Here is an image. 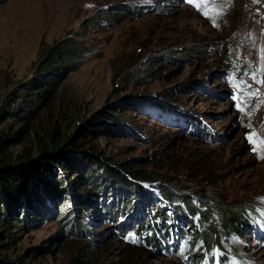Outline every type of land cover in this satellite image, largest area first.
Here are the masks:
<instances>
[{
  "label": "rangeland",
  "instance_id": "obj_1",
  "mask_svg": "<svg viewBox=\"0 0 264 264\" xmlns=\"http://www.w3.org/2000/svg\"><path fill=\"white\" fill-rule=\"evenodd\" d=\"M63 38L86 47L85 60L61 76L50 106L23 118L37 106L23 93L35 80L31 65ZM3 101L13 105L0 117V137L13 165L28 149L35 158L36 138L55 127L77 143L83 138L81 153L108 161L115 171L152 175V182H138L152 201L169 185L181 195L183 202L175 204L187 216L184 224L176 209L166 207L170 217L150 220L157 225L146 233L161 235L162 245L155 238L156 245L146 243V235L137 240L122 232L127 224H121L139 220H128L127 214L118 226L102 219L101 209L110 206H104L101 190L95 196L73 189L82 199L100 202H76L80 213L74 216L84 223L68 218L67 233L60 221L68 207L57 209L70 200L65 190L66 196L47 199L45 217L32 208L29 216L17 212L23 228L13 242L0 244L11 260L205 264L208 254L195 252L201 242L195 243L183 204L207 198L244 212L241 225L234 221L235 229L218 243V264H258L252 255L264 259V145L259 143L264 141V0H0V105ZM8 116L26 119L35 132L16 136L22 125ZM62 172L68 182L76 178ZM161 223L172 229L168 236L182 231L185 237L167 239Z\"/></svg>",
  "mask_w": 264,
  "mask_h": 264
},
{
  "label": "trees",
  "instance_id": "obj_2",
  "mask_svg": "<svg viewBox=\"0 0 264 264\" xmlns=\"http://www.w3.org/2000/svg\"><path fill=\"white\" fill-rule=\"evenodd\" d=\"M87 51L88 49L86 47H83L70 38L60 39L41 51L37 62H33L31 65L32 77L35 80H32L23 90L25 97L36 99L37 106L33 110H27L26 114L21 115L23 118L32 119L37 108L45 109L55 101L54 94L61 76L78 69L83 64ZM26 101L28 100L26 99ZM7 105L4 104V101L0 105V117L4 115L5 108L8 110V107H13L12 103ZM7 119L15 121L18 125H22V128L16 133V136H19L21 132H35L33 129L31 130L34 124L32 125L31 123L30 128H27L30 123L23 122L26 119L17 118L16 120H12L9 116ZM2 125L3 122L0 121V127ZM10 130L8 129V131ZM1 132L0 128V134H2ZM3 137H0V244H3L6 239H10V242H13L17 229L23 228L22 223L24 219L17 218L18 211L22 210V216L28 215V209L32 208L45 217L48 215L49 209L44 205L51 204L47 199L49 197L55 198V196L58 198L61 194L66 196V193H64L65 190L70 194V200L64 201L65 204L57 208L58 210H63L62 207H65V209L68 207L66 216L64 215L65 217L60 221V226L69 233V226L67 225L71 222V219L68 221L70 217H73V219L77 218L78 225L81 226V223H84V219L74 216L80 213V210L76 209V205L83 201L89 205L94 204L93 206H97L96 204H99L100 201L98 202V200L93 198L82 199L81 196L78 197L72 194L73 189H81L82 192L92 191L95 196V190H101L100 193L103 192V196L105 195L106 197L104 199V206L106 203L110 206L101 209L103 211L102 219L113 220V223H117L119 226L120 223L117 221L122 217L124 219V216L128 214L126 219H137L139 221L138 223L128 224V222L121 224H127L123 227V229L125 227L126 229L122 230V232L125 234H133L137 240L140 235H146V243L152 241L151 243L155 244V241H153L155 238L156 242L162 245L163 239L161 235L158 236L156 234L158 237H154L153 232H149V235L146 233L151 226L154 227L157 225L155 224L156 222L151 224L150 220L154 221L157 218L170 217L166 207L176 209L178 211L176 219L181 218L184 224L186 222L187 216L175 204V201L183 202L181 195L168 187L169 185L161 188L160 200L152 201V195L148 193L149 191L147 190L148 192H146L141 185H138V182H152L154 178L152 175L139 169L133 172L115 171L112 167H108V161L104 162L98 158L91 159L85 152L84 154L81 153L83 152L81 150L83 148L81 145L84 143L82 141L83 138L77 143L74 138L68 135L66 137L65 135H60L55 127H51L36 138V148L34 151L37 155L35 158L32 159L30 157L32 149H28L23 151L22 155L15 159L16 163H20L13 165V160L5 146L6 140ZM94 162L96 163V170L91 167L95 166ZM101 162H104V164H100ZM63 169H65L66 174L71 175V180L76 178L72 182H68L66 179L68 175L61 176ZM43 191L46 193L45 196L38 197ZM36 194L37 196H34ZM31 195L33 198H30ZM30 199L34 200L30 201ZM183 205L190 212V215H188L193 221L192 236L195 237V243L201 242L195 252L198 251V256H206L208 254V262L205 261V264H218L221 262L220 254L217 255L216 259L218 243L222 237L224 238L231 230L235 229L231 225L235 223L234 221L238 222V227L241 225L244 212L242 210L239 211L238 208L231 209L225 207L214 198H207L197 202L193 201L192 203L186 201ZM110 208H118L121 211L112 213L110 210L113 209ZM10 211H12V214H10ZM169 221L172 222L173 220L170 218ZM128 225L130 227H127ZM167 230L169 232L172 229L164 224L161 228L162 236L166 234ZM174 234L169 233L168 236L167 233L165 237L167 239L170 236L173 238L177 236L185 237L182 231L177 232L176 235ZM4 246L0 245V264H23L19 259L11 260L10 257L3 255L2 249Z\"/></svg>",
  "mask_w": 264,
  "mask_h": 264
},
{
  "label": "bare ground",
  "instance_id": "obj_3",
  "mask_svg": "<svg viewBox=\"0 0 264 264\" xmlns=\"http://www.w3.org/2000/svg\"><path fill=\"white\" fill-rule=\"evenodd\" d=\"M251 229V228H250ZM261 235H262V233H261ZM252 258H255L254 260V262H256V263H258V264H260V262H263L264 263V259H262L261 257H259V256H255V255H252L251 256ZM224 259V258H223Z\"/></svg>",
  "mask_w": 264,
  "mask_h": 264
},
{
  "label": "snow or ice",
  "instance_id": "obj_4",
  "mask_svg": "<svg viewBox=\"0 0 264 264\" xmlns=\"http://www.w3.org/2000/svg\"><path fill=\"white\" fill-rule=\"evenodd\" d=\"M186 2H189V3H191V2H192V0H186ZM250 142H251V138H250ZM259 143H260V144H262V145H264V141H260Z\"/></svg>",
  "mask_w": 264,
  "mask_h": 264
}]
</instances>
